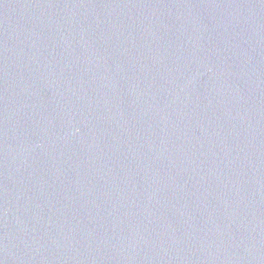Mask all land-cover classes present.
I'll list each match as a JSON object with an SVG mask.
<instances>
[{
  "label": "water",
  "instance_id": "water-1",
  "mask_svg": "<svg viewBox=\"0 0 264 264\" xmlns=\"http://www.w3.org/2000/svg\"><path fill=\"white\" fill-rule=\"evenodd\" d=\"M0 264H264V0H0Z\"/></svg>",
  "mask_w": 264,
  "mask_h": 264
}]
</instances>
